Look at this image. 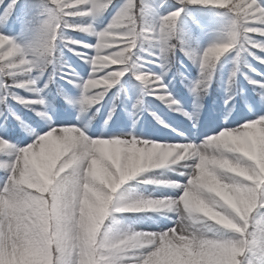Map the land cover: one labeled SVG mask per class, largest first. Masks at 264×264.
<instances>
[{
    "label": "snow or ice",
    "instance_id": "1",
    "mask_svg": "<svg viewBox=\"0 0 264 264\" xmlns=\"http://www.w3.org/2000/svg\"><path fill=\"white\" fill-rule=\"evenodd\" d=\"M176 3L178 7L159 16L157 24L146 27L143 18L150 6L145 0H124L120 6L113 0H36L33 4L0 0V117L6 120L12 116L27 134L23 138L27 143L21 145L11 143L6 132L0 134V154L5 157L0 160V172H3L0 176V264H264V211H261L264 210V161L258 164L249 159L239 150V145L225 139L226 136L245 139L254 128L264 131V115L206 136L199 143L189 142L181 131L179 136L185 142L173 143L138 138L131 132L116 133V138H92L86 134V128L81 130L54 122L45 110L35 112L45 126L32 128L10 108L9 100L29 111L34 110V105L45 104L40 97L43 89L34 86L39 77L29 76L33 69L43 73L45 67L53 65L56 75L67 83H74L81 90V96L78 99L65 96V99L70 105L78 103L82 113L84 105L98 104L128 73L139 82V95L134 98L126 94L121 82L105 124L116 111L117 98L125 93L124 103L131 106L126 110L133 117L145 110L144 97L152 96L165 103L169 110L179 111L195 128L201 107L199 98L205 95L206 81L211 80L216 62L224 54L234 50L239 61L240 53L248 52L264 64V57L249 51L250 48L264 51V0H176ZM109 7L116 9L110 23L95 31L101 39L106 32L115 34L110 42L117 46L106 51L117 52L135 44L131 48L134 53L144 37H148L151 47L158 49V60L154 58L153 62H159L164 71L147 72L149 75L145 78L141 73L146 71L133 58L93 72L90 58L96 54L95 50L94 55L82 57L91 65L87 79L78 77L66 63L53 64L57 43H63L69 51L78 43L65 39L64 30L87 33L81 30L84 18H95ZM193 8H207L214 15L226 17L227 24L218 38L202 50H186L184 39H180L181 50L198 63L200 70V76L190 88L197 100L189 112L171 96L162 76L167 71L169 54L176 46L172 40L178 25L184 26L187 17L197 28L204 27L191 11ZM125 13L136 21L135 32L128 35L112 27ZM17 25L23 46L6 31ZM180 30L183 36V28ZM29 31L33 34L32 40L26 39ZM81 46L90 47L83 43ZM117 65L113 70L112 66ZM237 71L234 67L228 78L226 105L232 100ZM106 73H111V78L103 87L93 88L98 95L90 100L88 84ZM245 79L254 90L258 89L259 99L253 103L264 106V80L256 81L247 75ZM52 81L50 74L43 88H48ZM13 89L36 93L37 98L21 97ZM152 116L158 124L169 128L159 115L152 113ZM261 151L264 152V146ZM221 156L244 165L246 175L239 179L251 205L247 213L242 207L230 206L223 198L225 190L216 181ZM149 170L161 171L145 175ZM164 170L177 172L185 179L182 183L169 181ZM134 179L157 189H173L176 194L155 196L152 192L132 193L126 189L128 195H118V190ZM203 194H214L221 203L217 211L223 212L226 223L215 227L222 236L206 237L195 227L203 217H196L192 209ZM149 212L167 223H159L157 231L119 228L113 216V227L102 228L112 214Z\"/></svg>",
    "mask_w": 264,
    "mask_h": 264
},
{
    "label": "rangeland",
    "instance_id": "2",
    "mask_svg": "<svg viewBox=\"0 0 264 264\" xmlns=\"http://www.w3.org/2000/svg\"><path fill=\"white\" fill-rule=\"evenodd\" d=\"M114 4L120 6L124 0H113ZM145 3L149 5V10L146 11L143 23L144 25L151 26L154 23H158V17L166 14L167 12L173 10V8L162 11L161 4L162 0H145ZM115 10L112 7H109L106 11L105 16L103 17V13L98 15L95 18H84L83 26L90 25L94 31L101 30L108 23H110L111 18L115 14ZM201 21V20H200ZM201 23L204 25L203 29L197 28V31L194 36L195 42V50H202L209 43L213 42L218 38L219 34L223 31L224 27L227 23L224 24H216L212 25L210 23ZM7 33L12 35L17 43H20L23 46V42L20 39V26L17 25L15 28L9 27ZM115 35V34H114ZM27 40L33 39V34L29 31L26 35ZM78 43L73 45V51H69L66 48V52L62 56L60 63H66L71 66V68L75 71L78 77L83 79L89 78L91 73V65L87 63L85 59L82 57L94 55V45L97 42V37L94 34L81 33L76 34L73 39ZM81 43L87 44L90 47H82ZM155 43V42H153ZM116 44H113V47H116ZM183 47L187 49H192L189 43H184ZM181 48V47H180ZM144 49L140 56L139 62L144 71L150 72L152 74H159L164 69L161 68L159 62H153L154 58L158 60L156 57V53L158 49L149 46V43H144ZM253 52L257 57H264V51L260 50H249ZM79 53V55H77ZM185 53V52H184ZM240 55L246 59V62L242 64V68L238 66V61L236 60V52L234 50H229L228 53L224 54L219 60V68L216 73L217 78V87H216V95L212 97V99H202L199 98V103L201 107L198 110V120L202 121L207 118L208 120L212 119H221L222 121H230L231 126L228 127L230 129L236 128L237 126L242 125L243 123L251 120L259 118L264 115V106H260L258 104H254L253 101H258L259 97L257 96L258 89L254 90L253 85L249 84L245 79V75L250 77L253 80L261 81L264 80V64H260L256 59H253V56H246L245 52H241ZM168 63L166 65L167 71L164 72L162 76V82L166 85L168 92L174 97L179 105L183 108V110L192 112L194 109V104L197 100V96L193 93L190 95L183 94V92L178 91L176 88V83L180 80H186L189 83L194 82L195 78L200 76V70L198 63L191 60L188 56L184 54L182 59H178L177 64L173 62L172 58L168 57ZM248 65V66H246ZM250 66V67H249ZM48 67V66H47ZM119 66H112L113 70L118 68ZM236 67L238 69L236 76L234 77V84L232 86V100L229 104H225V98L229 94L228 91V78L232 72V69ZM250 69H255V71H251ZM260 73V75H257ZM53 75V81L48 84V88L44 89L43 86L46 82H48V76ZM120 78L116 84L113 85L111 89H109L103 99L96 105H94L93 111L98 113V120L94 121V118L87 112H80L79 104L70 105L65 103L62 107L54 105L46 99L53 94L55 89L56 96L63 99L65 96L78 99L81 96V90L74 86V83H67L66 80L61 79L58 75H54L49 68L44 69L43 73H40L38 69H33V71L29 74V76L35 79L37 76L39 77L34 84L35 87L43 89L40 93V97L45 100V104L41 110H45L48 115H50L54 122L59 123L61 126H73L80 127L81 130H85L86 134L92 138H116L114 134L124 132H131L138 138H147L153 139L157 142H169L168 138H164L159 141V137H165V134L172 135L177 137L179 133L183 129H186L188 124L191 123L184 116L180 114L179 111H172L166 106L165 103L161 102L158 98L147 96L144 97V109L141 110V115L136 114L135 117L129 114L130 104L124 103L125 93H121L117 98L118 106L116 111L114 112L112 118L105 124V120L108 119L107 113L111 108L113 96L118 88V86L123 83V87L126 90V94L131 95L132 97H137L140 92V85L133 77ZM26 78V77H24ZM75 80V77H73ZM250 89L253 90L255 94L252 95L250 93ZM16 93H18L21 97L35 99L37 98L36 93H32L25 90L13 89ZM63 93V94H62ZM10 108L17 115L19 114V110L21 109L20 104L9 100ZM38 105H34L33 108ZM99 108V111L96 109ZM39 110V109H38ZM40 110V111H41ZM35 111L37 109L35 108ZM152 113H156L159 115L164 121L169 124V128H164L163 125L158 124L156 120L153 118ZM21 119L24 120L32 128H37L39 126H45V122L41 120L36 115L33 117L27 112L25 114L21 113L18 115ZM11 117V118H10ZM8 116L5 120L3 117H0V134L6 132V138L9 139L11 143L14 144H26L23 138L27 135L24 130L21 128L19 122L16 119H13L12 116ZM78 117L80 119H78ZM135 120V125H133V119ZM12 119L15 120V124H13ZM77 121L76 124L72 121ZM14 126V127H13ZM13 128H16V134H13ZM218 131V130H217ZM216 132H210L206 136L216 134ZM103 133V135H101ZM205 136V137H206ZM198 138L197 140H193L194 142L199 143L203 138ZM122 138V137H121ZM229 143H234L239 145V150L246 155L249 159L256 160L258 164L261 161H264V152L261 151L262 146H264V131L259 129H253L245 139L226 137L225 138ZM191 142V140H188ZM185 142L184 140H180L174 143ZM55 149V141H53V150ZM5 157L0 154V160ZM229 166V165H226ZM237 175H246L243 169H232ZM161 170H159L160 172ZM164 175L167 177L169 181L182 183L183 180L181 178H177L180 176L177 172L164 170ZM138 181L136 179L126 182L125 185L122 186L120 190H118V195L123 193L124 195H128V191L126 189H130V187L134 186ZM151 192L155 196L164 195H174L175 190L161 187L159 189L151 186ZM169 192L171 194H169ZM223 198L233 207H242L239 201L231 199V193L224 192ZM264 211V210H261ZM124 214H112L109 217L113 220V216L115 221H120ZM137 222H135L132 227L136 230H144V231H157L159 230V223H167L162 217L156 216L154 213H137ZM148 217H151L149 219ZM156 221V222H154ZM170 226V225H169ZM229 235L231 233H228Z\"/></svg>",
    "mask_w": 264,
    "mask_h": 264
},
{
    "label": "clouds",
    "instance_id": "3",
    "mask_svg": "<svg viewBox=\"0 0 264 264\" xmlns=\"http://www.w3.org/2000/svg\"><path fill=\"white\" fill-rule=\"evenodd\" d=\"M117 29L122 30V35H128L130 33L135 32L136 21L132 18V16L128 13H125L119 17V19L112 26ZM82 31H86L88 34L97 35V43L94 45L95 55L90 58V62L92 64V71H103V69L109 66L112 63H127L131 60V57L136 55L131 52V48L135 46V44H131L129 47L120 49L117 52H107V49L113 47V44L110 42L111 38L114 36V33L106 32L105 36L101 39L99 34L95 33L90 25L84 26ZM148 37H144L141 42V45L148 42ZM151 47V44L149 43ZM141 50H145L141 48ZM140 58L137 56L136 60L138 61ZM59 62V57L57 58ZM135 63V61H133ZM139 67V66H138ZM141 75L148 77V73H141ZM111 73H106L104 76L96 77L95 80L88 84L87 91L91 93L89 96L90 100H94L98 93L93 91V88H101L104 84L111 78ZM207 93L205 92V95ZM91 106V104L84 105L85 112ZM99 111V110H97ZM95 116V113H93ZM229 165V166H226ZM244 165L241 162H231L227 158L221 156L219 161V166L216 169V181L219 185L220 189L225 190V192L231 193V199L239 201L242 205V209L245 213L251 210V205L246 199V193L243 185L240 182L239 177L241 175H237L234 173L232 169H243ZM221 207V203L218 199H216L215 195L203 194L201 201H198L193 205V213L196 217H203V219L198 220L195 227L200 235L211 237L222 236L221 233L215 225L220 224L223 225L226 223L223 212L217 211V208ZM112 227H107L106 229H111Z\"/></svg>",
    "mask_w": 264,
    "mask_h": 264
},
{
    "label": "trees",
    "instance_id": "4",
    "mask_svg": "<svg viewBox=\"0 0 264 264\" xmlns=\"http://www.w3.org/2000/svg\"><path fill=\"white\" fill-rule=\"evenodd\" d=\"M20 2L22 4L23 3L33 4L36 2V0H20ZM163 2H164L163 3L164 9L171 8L172 6H178L176 3V0H163ZM191 11L193 12V14L195 16L200 17V18L204 19L205 21L220 22V21H223L226 19V17L214 15L213 13L209 12V10L207 8H199V9L193 8ZM216 11H223V10L216 9ZM184 19H185V25L184 26L193 27L194 24L192 23V20L190 18L185 17ZM184 26H182V27H184ZM180 27L181 26L178 25V29H180ZM76 33H77V31L65 29L63 35H64L65 39H70L71 35L76 34ZM58 37H59V35H58ZM179 54L181 55V52H179ZM148 175L152 176L153 172H151ZM145 186L146 185L139 184L137 186V188L134 189V192H136V193L142 192V189H147ZM130 218H131V216L125 217L126 223L130 222ZM107 227H113V224L110 222V220L105 221V224L102 225V228H107ZM116 227H119V228L128 227V224L118 223V224H116Z\"/></svg>",
    "mask_w": 264,
    "mask_h": 264
},
{
    "label": "bare ground",
    "instance_id": "5",
    "mask_svg": "<svg viewBox=\"0 0 264 264\" xmlns=\"http://www.w3.org/2000/svg\"><path fill=\"white\" fill-rule=\"evenodd\" d=\"M140 114L141 112H138L137 115ZM135 120L137 118H134ZM203 119V118H202ZM202 119L197 123V126L195 128L192 127V124L189 123L186 129H183V135L184 137H187L188 140H197L198 138H202L205 137L207 134H209L210 132H216L217 133L221 130L224 129H230L228 127L231 126V122L230 121H222L221 119H212V120H208L207 118H205L203 121ZM75 123L77 126V121L73 120L72 123ZM227 137V136H226ZM225 137V138H226ZM164 138H168L167 141L169 142H177L180 140H183V138H181L179 135L177 137H174L172 135H168L165 134V137H159V141L163 140ZM177 178H181L183 181L185 179L184 176H178ZM169 194H171L169 192Z\"/></svg>",
    "mask_w": 264,
    "mask_h": 264
}]
</instances>
